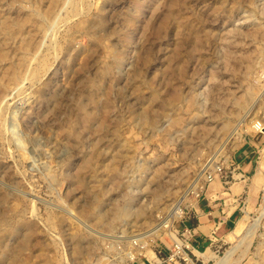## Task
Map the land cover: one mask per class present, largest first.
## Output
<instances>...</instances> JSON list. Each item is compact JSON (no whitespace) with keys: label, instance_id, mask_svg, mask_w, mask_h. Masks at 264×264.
Listing matches in <instances>:
<instances>
[{"label":"rangeland","instance_id":"obj_1","mask_svg":"<svg viewBox=\"0 0 264 264\" xmlns=\"http://www.w3.org/2000/svg\"><path fill=\"white\" fill-rule=\"evenodd\" d=\"M254 124L264 0H0V264H264ZM220 180L246 202L194 251Z\"/></svg>","mask_w":264,"mask_h":264},{"label":"crops","instance_id":"obj_2","mask_svg":"<svg viewBox=\"0 0 264 264\" xmlns=\"http://www.w3.org/2000/svg\"><path fill=\"white\" fill-rule=\"evenodd\" d=\"M261 139L260 135L253 136L242 145L233 157V172H239L242 177L255 172L256 153ZM229 173L231 174V172ZM229 177L233 179V174ZM224 179L226 178L224 177ZM221 181L220 187L218 181L208 187L204 197L199 201L196 209L192 211L189 221H187V228L190 230L189 241L194 251L205 247L213 236L229 231L241 212V204L244 205L246 202L239 193L235 192H239L236 187L233 189V187L227 186L232 182ZM243 182L245 181H242L241 184L238 183L240 188H244ZM240 225L242 222H239L235 229ZM208 251L207 248L205 254L199 253V257L209 261L212 256L209 255Z\"/></svg>","mask_w":264,"mask_h":264},{"label":"built area","instance_id":"obj_3","mask_svg":"<svg viewBox=\"0 0 264 264\" xmlns=\"http://www.w3.org/2000/svg\"><path fill=\"white\" fill-rule=\"evenodd\" d=\"M261 128H262V127H259L260 130H258V132H259L260 134L263 133L262 135H264V129L261 130ZM214 174H215L214 172L211 173V174H209V177H208L209 182H212V181L214 180ZM186 233H188V235H189V233H190V230H189L188 228L186 229L184 235H185ZM188 246L191 247L190 241H189V243H188ZM168 261H169V260H167V259H166V260H165V259H161V260H158L157 262H155L154 264H168Z\"/></svg>","mask_w":264,"mask_h":264},{"label":"bare ground","instance_id":"obj_4","mask_svg":"<svg viewBox=\"0 0 264 264\" xmlns=\"http://www.w3.org/2000/svg\"><path fill=\"white\" fill-rule=\"evenodd\" d=\"M253 126H254V129H255V130H260L259 127H262L261 130L264 129V125L254 124ZM262 134H263V133H262ZM196 185H197V184H193L190 188H192V189L195 188V189H196V188H197ZM195 189H194V190H195ZM174 211H175V210H174ZM175 212H176V211H175ZM178 212H179V211H178ZM180 213H181V212H180ZM175 214H178V213H175ZM174 217H176V215H174ZM259 218H260V217H259ZM166 223H167V222H166ZM164 225H165V223H164ZM249 231H250V230H249ZM245 235H246V234H245ZM201 254H202V253H201ZM204 254H205V252H204ZM207 257H208V256H207ZM204 260H205V259H204ZM223 261H224V260H222V261H220V262H217L216 264H225V263H227V261H225V262H223Z\"/></svg>","mask_w":264,"mask_h":264}]
</instances>
